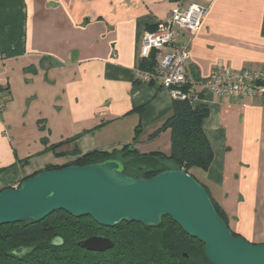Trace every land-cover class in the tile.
Wrapping results in <instances>:
<instances>
[{"label":"crops","instance_id":"1","mask_svg":"<svg viewBox=\"0 0 264 264\" xmlns=\"http://www.w3.org/2000/svg\"><path fill=\"white\" fill-rule=\"evenodd\" d=\"M178 1L0 0V191L96 150L170 154L171 132L159 129L176 99L136 70L143 37ZM193 1L208 13L190 45L192 80L217 67L264 71V0ZM198 92L214 159L192 174L233 233L263 244L264 104Z\"/></svg>","mask_w":264,"mask_h":264},{"label":"water","instance_id":"2","mask_svg":"<svg viewBox=\"0 0 264 264\" xmlns=\"http://www.w3.org/2000/svg\"><path fill=\"white\" fill-rule=\"evenodd\" d=\"M57 211L77 219L90 217L105 228L122 223L159 228L168 217L205 246L212 264H264V243L235 236L217 213L207 189L182 170H166L145 179L128 174L119 160H105L42 171L17 188L0 192V227L41 222ZM80 246L105 253L114 243L95 236Z\"/></svg>","mask_w":264,"mask_h":264},{"label":"trees","instance_id":"3","mask_svg":"<svg viewBox=\"0 0 264 264\" xmlns=\"http://www.w3.org/2000/svg\"><path fill=\"white\" fill-rule=\"evenodd\" d=\"M154 64L153 55L149 60L141 61L139 66L146 70L153 68ZM172 111V116L159 129L171 132L169 155L141 154L127 145L120 150L92 151L68 165L50 166L44 171L119 160L128 174L140 178L151 179L166 170L176 169L186 172L203 185L192 174V170L198 168L207 171L214 159L212 146L203 129L209 109L206 105L193 106L189 101L174 100ZM167 163H172L174 167H167ZM213 204L228 225L224 212L214 201ZM95 236L111 239L113 249L105 253H94L80 246L82 241ZM0 264L212 263L205 255V246L185 234L171 218H163L159 228H146L138 223H122L114 228H105L90 217L77 219L57 211L41 222L28 221L1 226Z\"/></svg>","mask_w":264,"mask_h":264},{"label":"built area","instance_id":"4","mask_svg":"<svg viewBox=\"0 0 264 264\" xmlns=\"http://www.w3.org/2000/svg\"><path fill=\"white\" fill-rule=\"evenodd\" d=\"M207 13V7L193 0H179L170 17L158 25L156 32L143 37L139 58L144 61L154 55L155 64L153 68L146 70L138 66L137 82L150 84L157 81L176 100L189 101L192 105L200 98L198 90L211 92L219 97L257 98L264 104V71L217 67L200 81H194L189 76L191 41L200 31ZM179 34L187 37L186 43L178 44ZM3 91L0 81V114L6 107Z\"/></svg>","mask_w":264,"mask_h":264}]
</instances>
